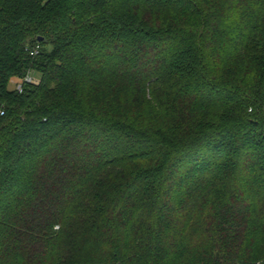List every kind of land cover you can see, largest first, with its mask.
<instances>
[{
  "label": "trees",
  "instance_id": "trees-1",
  "mask_svg": "<svg viewBox=\"0 0 264 264\" xmlns=\"http://www.w3.org/2000/svg\"><path fill=\"white\" fill-rule=\"evenodd\" d=\"M257 263L264 0H0V264Z\"/></svg>",
  "mask_w": 264,
  "mask_h": 264
},
{
  "label": "built area",
  "instance_id": "built-area-1",
  "mask_svg": "<svg viewBox=\"0 0 264 264\" xmlns=\"http://www.w3.org/2000/svg\"><path fill=\"white\" fill-rule=\"evenodd\" d=\"M40 50H41L40 45H36L29 50V54L34 57L39 54ZM39 82H40L39 79L35 78L32 74H28L24 78H17L12 81V83L15 84L14 90L17 91L18 93L23 92L24 85L39 84Z\"/></svg>",
  "mask_w": 264,
  "mask_h": 264
},
{
  "label": "rangeland",
  "instance_id": "rangeland-1",
  "mask_svg": "<svg viewBox=\"0 0 264 264\" xmlns=\"http://www.w3.org/2000/svg\"><path fill=\"white\" fill-rule=\"evenodd\" d=\"M32 75H33V74H32ZM33 76H34L35 78H37V79L40 78V76H39V75H36V74H34ZM10 89L14 90V89H15V84L12 83V84L10 85ZM257 264H260V263H257Z\"/></svg>",
  "mask_w": 264,
  "mask_h": 264
},
{
  "label": "water",
  "instance_id": "water-1",
  "mask_svg": "<svg viewBox=\"0 0 264 264\" xmlns=\"http://www.w3.org/2000/svg\"><path fill=\"white\" fill-rule=\"evenodd\" d=\"M41 40V39H40Z\"/></svg>",
  "mask_w": 264,
  "mask_h": 264
}]
</instances>
